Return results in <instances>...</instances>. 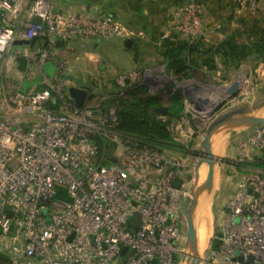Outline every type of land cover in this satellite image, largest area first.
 <instances>
[{
  "label": "built area",
  "instance_id": "2783aa9c",
  "mask_svg": "<svg viewBox=\"0 0 264 264\" xmlns=\"http://www.w3.org/2000/svg\"><path fill=\"white\" fill-rule=\"evenodd\" d=\"M177 11L179 40L205 36L199 3ZM137 37L92 9L0 0V253L10 264H176L182 254V165L120 133L115 110L77 107L58 45ZM154 72L119 75L117 86ZM243 135L236 156L246 168L206 264H264V126ZM98 140L110 154L100 156Z\"/></svg>",
  "mask_w": 264,
  "mask_h": 264
},
{
  "label": "rangeland",
  "instance_id": "374dc122",
  "mask_svg": "<svg viewBox=\"0 0 264 264\" xmlns=\"http://www.w3.org/2000/svg\"><path fill=\"white\" fill-rule=\"evenodd\" d=\"M53 1L55 5L59 7L61 6L66 10H85L88 9V6L99 8L104 7L105 2L110 0ZM192 2L197 1L194 0ZM113 3L117 6L122 2L120 0H114ZM199 4L203 8L202 19L204 21V26L206 27V9L203 4ZM185 6L188 5L175 7L170 14V19L168 21V36L166 38L176 36L173 26H175L176 23L178 25L179 19L177 18V10L184 8ZM95 11L101 12L100 10ZM262 15H264V11L262 12ZM251 28L253 31H255V29H260V31L264 33V17L261 21H251V24L248 26V30H246L247 27L244 29V31L246 30V33L243 34L242 32L243 36H237L240 43L249 42L248 33H251ZM162 39L164 40L165 38ZM113 41L115 40H111V42ZM103 42V44L107 43L105 40ZM189 43L190 45H195V43H191V41H189ZM195 56L197 57V55ZM198 57L200 60L205 59L201 57V55H198ZM154 61L155 62L152 63L148 69H154V75L156 77L154 76L152 80L144 83V85L148 86L150 89L149 94H155L159 90L165 89L167 86L173 84V86H171L172 91L177 92L178 90H181L185 97L186 109L183 116L179 120L176 119L174 121H170L167 117H159L163 122H171L169 130L172 135L173 143L171 144V147L164 148V153L166 156L174 158L182 165V172L184 173V180L182 184L190 194V196H187L188 198H185L183 202L182 212L183 215H185L187 203L193 190L195 177L194 167L200 159L198 145L204 137L207 126L218 116L239 107L245 106L254 112H257L262 107L264 104V60L252 57L251 59L241 63L237 69L232 68L228 71L225 70V67L222 65L219 58H216V60L212 59L213 62L209 65L192 72L193 78L182 82H179L172 74L167 72V66L164 64L162 58ZM87 68L94 71V74L87 72ZM73 72L75 77L78 76L82 78V81L86 83L85 85L90 86L93 90L92 92L95 96L91 107L99 109L101 107L105 108L106 106H109L108 101H106L109 95V90L116 88L115 90L117 91L118 89L117 82L111 83V89H108V82H111L114 79L111 75L105 77L103 76L104 78H101L99 69L96 66L87 67L86 65L84 66V64H82V76L78 75V72L74 69ZM235 83L240 85V90L236 96L229 97V89ZM189 90H203L210 93L216 101V107L203 110L195 109L187 96V91L189 92ZM162 94L163 106L167 107L170 104L172 96L167 94L166 91H163ZM110 108L117 112V104ZM243 134L244 132L240 130L226 133L221 137L219 135L214 140V149L219 161H221V164L218 165L216 169L215 188L212 195H206L207 197L205 196V198L201 201V204L207 205V210L208 213H210L209 215L212 220L213 233L211 239H213L217 233V223L220 219L221 211L228 199L233 195L238 177L246 168V166H243L245 164H238L239 161L236 156L237 143L243 138ZM107 153L110 154L109 151H107ZM202 171H205L204 168H202ZM204 176L206 177V172ZM205 177L201 184L204 183ZM183 223L185 225V238L183 240L182 254L178 256L176 264H183L182 258L184 256L187 238L186 219L183 220ZM209 245L202 250L203 264H205V260H207L208 257L207 250ZM0 264H10V262L8 259H4L0 262Z\"/></svg>",
  "mask_w": 264,
  "mask_h": 264
},
{
  "label": "crops",
  "instance_id": "0c3cea01",
  "mask_svg": "<svg viewBox=\"0 0 264 264\" xmlns=\"http://www.w3.org/2000/svg\"><path fill=\"white\" fill-rule=\"evenodd\" d=\"M113 1L105 2L109 4L107 9L105 4L101 8L92 6L87 8L111 15L135 31L138 37L132 40L130 46L127 45L128 40L107 41L105 44H103L104 40H93L88 43L76 41L65 45L61 43L62 58L68 65V79L74 87L86 89V83L82 78L75 77L73 72L74 69L82 76V64L87 67L96 66L101 78L111 75L114 79L108 82V89H111V83L116 82L119 75H127L134 71L143 72L150 68L154 60L162 58V38L168 36V21L173 9L189 5L194 0H120L122 3L117 6ZM196 1L203 4L206 9V34L202 39H194L191 43H195L194 49L198 48V43L203 45L201 52L204 55L207 54L206 49L216 46L230 35L243 36L251 21H261L264 17L262 15L264 0ZM216 58L212 59L216 60ZM47 68L50 69V74H53V65ZM86 71L94 74L90 68ZM167 118L172 121L180 119Z\"/></svg>",
  "mask_w": 264,
  "mask_h": 264
},
{
  "label": "trees",
  "instance_id": "16d2710c",
  "mask_svg": "<svg viewBox=\"0 0 264 264\" xmlns=\"http://www.w3.org/2000/svg\"><path fill=\"white\" fill-rule=\"evenodd\" d=\"M248 39V43H240L236 35H230L216 46L206 49L207 54L204 55L201 52L203 45L198 43V48L194 49V45H190L189 41L182 45L178 37L172 36L163 40L161 55L167 72L182 82L193 78L192 72L212 63L213 57L219 58L228 71L232 68L237 69L241 63L252 57L264 60V33L260 29H255L248 33ZM198 55L205 59L200 60ZM171 86L173 84L155 94H149V87L143 84H135L124 91L118 87L117 91L116 88L109 90L106 99L109 106L101 107L99 110L106 113L110 107L117 104V130L165 152L164 148L171 147L173 143L169 130L172 119L163 122L159 117L181 118L185 112V97L182 91L173 92ZM85 88L93 91L90 86L86 85ZM163 91L172 96L167 107L163 106ZM98 143L101 147L100 156L108 155L109 144L104 140H98ZM4 259L7 257L0 253V262Z\"/></svg>",
  "mask_w": 264,
  "mask_h": 264
},
{
  "label": "water",
  "instance_id": "95a60500",
  "mask_svg": "<svg viewBox=\"0 0 264 264\" xmlns=\"http://www.w3.org/2000/svg\"><path fill=\"white\" fill-rule=\"evenodd\" d=\"M108 3L105 4L107 9ZM111 16V15H110ZM39 22V21H38ZM183 45L184 40H180ZM18 44H22L21 42ZM132 40H128L127 45L130 46ZM59 46L61 43L58 44ZM240 90L239 84H234L229 89V97L236 96ZM69 94L75 105L79 108L89 107L94 99V93L80 87L71 86ZM189 101L197 110L212 109L216 107V101L210 93L201 90L187 91ZM264 126V104L257 111L254 112L247 107H239L237 109L228 111L214 120L207 126L203 139L200 141L199 157L197 164L194 167V184L191 197L187 203L186 222H187V238L185 245V252L182 258L183 264H203V258L198 246V230H197V213L200 202L205 196L212 195L215 188L216 169L221 164L217 154L214 151V140L217 136H223L226 133L236 132L242 130L243 132ZM204 168L206 177L203 184L198 185L200 179V172ZM206 196V197H207ZM139 220V215L135 216ZM213 244V239L210 241L209 249ZM126 249L123 250L125 253ZM206 264V260H205Z\"/></svg>",
  "mask_w": 264,
  "mask_h": 264
},
{
  "label": "bare ground",
  "instance_id": "6f19581e",
  "mask_svg": "<svg viewBox=\"0 0 264 264\" xmlns=\"http://www.w3.org/2000/svg\"><path fill=\"white\" fill-rule=\"evenodd\" d=\"M229 89V88H228ZM210 111V110H208ZM215 151V149H214ZM216 153V151H215ZM206 171L200 172V179L198 184L201 185L203 179H204V174ZM203 203V202H202ZM210 213H208L207 210V205L201 204L199 205L198 208V213H197V230H198V246H199V251L202 255V250L203 248L207 247L209 245L212 233H213V226H212V220L210 218Z\"/></svg>",
  "mask_w": 264,
  "mask_h": 264
}]
</instances>
